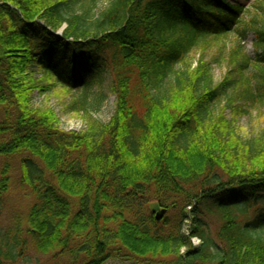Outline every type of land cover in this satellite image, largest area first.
I'll use <instances>...</instances> for the list:
<instances>
[{"label": "trees", "instance_id": "obj_1", "mask_svg": "<svg viewBox=\"0 0 264 264\" xmlns=\"http://www.w3.org/2000/svg\"><path fill=\"white\" fill-rule=\"evenodd\" d=\"M98 1L0 0V201L14 172L32 196L26 230L15 221L0 237V264L28 249L69 264H264V131L244 138L236 125L240 100L264 107V0ZM232 32L216 82L203 50L216 41L221 54ZM249 33L254 59L241 46ZM54 84L82 129L33 105L31 92ZM108 92L105 122L92 111ZM224 95L230 119L214 108ZM240 204L255 207L251 219Z\"/></svg>", "mask_w": 264, "mask_h": 264}, {"label": "rangeland", "instance_id": "obj_2", "mask_svg": "<svg viewBox=\"0 0 264 264\" xmlns=\"http://www.w3.org/2000/svg\"><path fill=\"white\" fill-rule=\"evenodd\" d=\"M108 0H99L98 6L104 5ZM231 2L243 3L249 2L252 0H230ZM62 29V27L60 28ZM225 47H223L221 54H218V45L216 41H211L210 44L206 46V49L203 50L204 57L207 60L211 61V69L213 74V79L216 82L222 80L225 72L228 70V65L226 61V54L228 50L232 47L233 42L235 40V33L232 32L226 37L223 38ZM241 46L244 48V51L251 56L253 59L255 58V49L253 45L254 36L253 34H246V36L241 39ZM202 50L196 49L190 54V61L193 65H195L198 60L199 55H201ZM214 58H216L214 60ZM248 76H254L256 74V70L253 68H249L246 72ZM34 78H39V73H33ZM252 79H255L254 77ZM109 78L106 77L105 84L108 83ZM55 89L52 92L46 94L44 92L38 91V89H34L31 92L32 103L35 107H45L54 110L57 117L60 119V127L67 130H79L84 127L86 124V118L82 113L74 111L71 107H69V103L71 102V96H62V95H54L57 90H60L65 93L63 89H60L59 86L55 85ZM108 97L106 101L101 105L99 109L96 111H92L94 117H98L102 121L107 122V120L111 117V114L114 110V102L115 97L111 93H107ZM226 95L222 97L220 102H216L214 108L216 111L223 109L224 115L227 118H231V111L229 102L226 100ZM238 104L246 106L245 109L248 110L247 113L238 115L236 118V125L238 127V132L244 138L252 137L264 131V107L262 104L257 103L255 106H250V101L240 100L237 102ZM17 172H14L11 175V179L9 182V189L3 193V197L0 201V237L5 235V232L9 230V227L13 222H17L18 226L23 230H26V216L25 213L29 207V204L32 201V196L26 193L25 195L21 192V190L17 187L18 180ZM192 206H187L186 209ZM236 215L240 220L251 219V216L254 213V206H245L240 204L237 206ZM207 220V225L204 227L207 233H210L213 239H215V234L217 232V228L219 226L220 219H218L214 215H209ZM190 219L184 222L183 227L181 229L184 236L188 235V225L190 224ZM256 233L264 236V230L257 229ZM23 237V236H22ZM189 241L193 248H198L202 241L197 237H190ZM187 247H182L180 252L187 251ZM70 259L66 256H61L60 260H53L49 256L37 255L33 250L28 249L25 257L23 259H19L17 264H69ZM103 264H118V262L106 261Z\"/></svg>", "mask_w": 264, "mask_h": 264}, {"label": "water", "instance_id": "obj_3", "mask_svg": "<svg viewBox=\"0 0 264 264\" xmlns=\"http://www.w3.org/2000/svg\"><path fill=\"white\" fill-rule=\"evenodd\" d=\"M57 34H60V31L57 32ZM150 210L154 213L155 212V219L159 220L164 214L165 209L159 208L156 203L150 205Z\"/></svg>", "mask_w": 264, "mask_h": 264}]
</instances>
